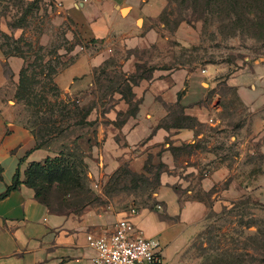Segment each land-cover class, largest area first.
<instances>
[{
    "label": "crops",
    "instance_id": "obj_1",
    "mask_svg": "<svg viewBox=\"0 0 264 264\" xmlns=\"http://www.w3.org/2000/svg\"><path fill=\"white\" fill-rule=\"evenodd\" d=\"M99 2L79 1L78 6L74 1L77 38L105 47L85 50L78 43L68 53L71 60L56 83L72 95L92 86L90 75L114 53L145 46L149 35L141 32L138 18L157 11L151 2ZM3 64L1 57L0 85L7 79ZM16 64L11 62L17 70ZM138 67L134 53L123 60L128 73ZM202 70H156L148 78L131 81L132 112L131 102L117 92L110 107L103 112L95 107L87 116L95 121L85 156L94 189L111 199L123 189L119 175L124 168L135 173L147 172L146 165L155 169L157 189L151 203L134 207L136 214L117 199L79 209H50L25 183L26 170L32 162L59 152L37 147L32 130L0 109V195L13 184L18 170L22 181L0 199V264H91L97 251L88 235L110 236L122 218H131L136 232L158 240L165 257L225 197L257 191V164L263 165L259 181H264V64L230 77L226 87L234 91L231 97L221 92L212 68ZM236 98L244 113L229 106ZM239 170L241 176L236 175ZM259 190L264 194V184Z\"/></svg>",
    "mask_w": 264,
    "mask_h": 264
},
{
    "label": "rangeland",
    "instance_id": "obj_2",
    "mask_svg": "<svg viewBox=\"0 0 264 264\" xmlns=\"http://www.w3.org/2000/svg\"><path fill=\"white\" fill-rule=\"evenodd\" d=\"M74 1L78 6L79 1L85 2L0 0V58L7 75L0 85V109L30 129L43 130L46 147L71 154V160L78 163L82 185H48L47 197L58 210L109 203L110 198L89 182L85 156L92 127L83 120L95 107L102 112L110 107L117 92L131 102V81L148 78L156 70L164 74L180 68H212L221 92L231 97L234 91L226 87L227 80L242 71L249 72L255 64H264V35L249 27L252 16L248 23L239 25L236 12L222 11L207 0H126L140 5L151 2V8L157 10L138 18L141 32L149 35V40L135 51L114 53L90 75L93 85L72 95L56 83V76L71 60L68 53L78 43L85 50L105 47L96 40L83 43L77 38ZM220 3L225 5L227 0ZM129 10L128 5L123 13ZM130 53L139 61L134 73L123 68V60ZM11 62H17V70ZM228 104L236 105V113L245 112L237 98ZM131 106L132 112V102ZM260 167L263 165H256L257 191H247L235 199L225 197L213 206L198 226L165 253L163 264H264V194L259 190L264 181H259ZM146 171L135 173L124 168L119 175L123 189L111 199L122 201L127 210L138 207V203H151L158 181L154 168L146 165ZM236 175L241 176L242 171Z\"/></svg>",
    "mask_w": 264,
    "mask_h": 264
},
{
    "label": "trees",
    "instance_id": "obj_3",
    "mask_svg": "<svg viewBox=\"0 0 264 264\" xmlns=\"http://www.w3.org/2000/svg\"><path fill=\"white\" fill-rule=\"evenodd\" d=\"M207 1L215 2L222 11L236 12V20H238L239 25H245L248 23L250 16H252L253 19L251 20L249 27L253 29V31L264 35V0H227V4L225 5L220 2L224 3L226 0H219L220 2L216 0ZM246 26H248V24ZM45 121L46 120H43V122ZM83 121H85L84 124H95V121H88L87 118ZM31 130L37 139V147L46 146L47 144L43 142V130L35 127H32ZM40 132L41 134L39 136ZM80 163L85 165L84 160H80ZM79 173L77 160L72 161L71 154L70 156H67L63 151H60L57 156H49L44 161L32 162L26 170L25 183L34 188L36 197H38V199L50 209L61 211L54 209L52 207V202L47 197L49 186L55 182L62 187H75L74 184L76 183H81L82 185ZM21 183L22 181L20 180V173L18 170L13 184L0 195V199L8 195L12 190L17 189Z\"/></svg>",
    "mask_w": 264,
    "mask_h": 264
},
{
    "label": "built area",
    "instance_id": "obj_4",
    "mask_svg": "<svg viewBox=\"0 0 264 264\" xmlns=\"http://www.w3.org/2000/svg\"><path fill=\"white\" fill-rule=\"evenodd\" d=\"M131 212L136 214V208ZM135 227L131 218H122L115 223L110 236L89 234L88 242L97 251L91 264H163L160 242L136 232Z\"/></svg>",
    "mask_w": 264,
    "mask_h": 264
},
{
    "label": "bare ground",
    "instance_id": "obj_5",
    "mask_svg": "<svg viewBox=\"0 0 264 264\" xmlns=\"http://www.w3.org/2000/svg\"><path fill=\"white\" fill-rule=\"evenodd\" d=\"M126 12V11H125Z\"/></svg>",
    "mask_w": 264,
    "mask_h": 264
}]
</instances>
